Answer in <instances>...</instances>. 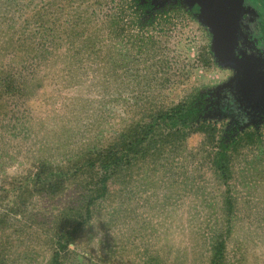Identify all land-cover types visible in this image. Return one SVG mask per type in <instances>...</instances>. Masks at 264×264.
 I'll return each mask as SVG.
<instances>
[{"label":"rangeland","instance_id":"rangeland-1","mask_svg":"<svg viewBox=\"0 0 264 264\" xmlns=\"http://www.w3.org/2000/svg\"><path fill=\"white\" fill-rule=\"evenodd\" d=\"M234 77L190 0H0V209L38 159L65 166L184 103L197 109L188 125L213 130L186 128L110 182L59 259L212 264L221 233L214 263L264 264V114L245 91L254 83ZM79 193L70 182L29 199L0 227V264H52L50 220Z\"/></svg>","mask_w":264,"mask_h":264},{"label":"trees","instance_id":"trees-1","mask_svg":"<svg viewBox=\"0 0 264 264\" xmlns=\"http://www.w3.org/2000/svg\"><path fill=\"white\" fill-rule=\"evenodd\" d=\"M5 84L9 86L11 82ZM196 110L184 103H177L168 109L151 111L144 121L131 122L112 143L88 151L65 166L38 159L35 170L23 178V182L15 181L9 191L10 196L5 195L8 199L6 207L3 205L0 209V227H5L9 220L17 221L23 216L26 203L32 197L52 200L65 190L67 183H74L80 192L76 203L74 201L76 205L62 208L49 222L54 228L53 235L50 236L53 244L51 263L62 264L59 259L61 251L74 242L77 233L90 221L92 206L98 199L106 197L110 182L118 180V177H130L131 169L139 159H144L152 151L163 150L170 138L183 137L186 128L192 130V133L204 126L209 131L213 130L202 121H196L194 127L188 125ZM224 156L225 152H221L218 157V170L224 168L221 164ZM225 203L230 208V213L232 205L228 198ZM212 238L210 262L216 264L214 262L223 257L224 239L221 233Z\"/></svg>","mask_w":264,"mask_h":264},{"label":"flooded vegetation","instance_id":"flooded-vegetation-1","mask_svg":"<svg viewBox=\"0 0 264 264\" xmlns=\"http://www.w3.org/2000/svg\"><path fill=\"white\" fill-rule=\"evenodd\" d=\"M190 1L209 24L217 57L231 67L236 84L245 89L254 83L245 91L256 113L264 114V0ZM243 70L248 78L240 75Z\"/></svg>","mask_w":264,"mask_h":264}]
</instances>
